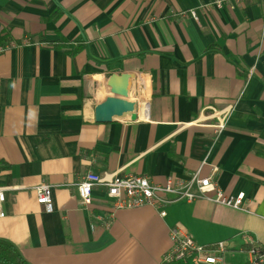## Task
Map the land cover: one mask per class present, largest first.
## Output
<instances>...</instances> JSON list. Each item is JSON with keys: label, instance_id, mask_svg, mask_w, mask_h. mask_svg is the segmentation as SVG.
Here are the masks:
<instances>
[{"label": "crops", "instance_id": "crops-1", "mask_svg": "<svg viewBox=\"0 0 264 264\" xmlns=\"http://www.w3.org/2000/svg\"><path fill=\"white\" fill-rule=\"evenodd\" d=\"M210 1L0 0V41L29 42L0 54V240L29 264H160L177 226L196 245L224 242L217 264H248L250 245L264 246V0ZM122 73L135 77L134 120L94 122L112 98L105 78ZM84 82L100 84L97 100ZM205 107L228 110L220 134L194 122ZM88 171L211 177L246 212L195 199L109 217L103 189L80 202Z\"/></svg>", "mask_w": 264, "mask_h": 264}, {"label": "built area", "instance_id": "built-area-1", "mask_svg": "<svg viewBox=\"0 0 264 264\" xmlns=\"http://www.w3.org/2000/svg\"><path fill=\"white\" fill-rule=\"evenodd\" d=\"M241 0H211L202 5L204 8H219L224 2H240ZM188 14L196 20L193 10ZM28 40L24 39L20 44L11 41H0V54L12 49L26 46ZM209 110V114L205 111ZM228 110H213L210 107L203 108L194 122H204L213 119L210 125L215 135L222 132L225 127ZM77 195L82 205L87 206L91 202L90 193L92 188L104 190L105 197L110 200V215L120 209H133L141 206H149L164 216L163 208L174 202H190L195 199H204L213 204L244 211L243 194L235 196L225 194L220 190L211 177H198L193 175L188 179L166 180L163 184H154L148 178L137 175H121L118 173L96 174L88 171L75 183ZM35 199L41 205L45 213L52 210L50 199V187L48 184H40L35 188ZM4 202V188L0 187V218L3 217L1 205ZM95 220H100L95 217ZM108 223V222H107ZM107 226V225H105ZM170 248L162 256L160 264L180 262L182 264H217L220 263L221 255L225 250L224 242L212 245H196L186 232L180 227L169 230ZM248 239V238H247ZM250 240V239H248ZM252 243V241H248ZM250 262L248 264H264V246L250 245L248 250Z\"/></svg>", "mask_w": 264, "mask_h": 264}, {"label": "water", "instance_id": "water-1", "mask_svg": "<svg viewBox=\"0 0 264 264\" xmlns=\"http://www.w3.org/2000/svg\"><path fill=\"white\" fill-rule=\"evenodd\" d=\"M99 79H101L99 77ZM135 84L133 74H110L105 78L104 87L112 96L107 104H95L92 109L93 120L96 123H110L117 120L133 121L135 118V103L128 101V93ZM100 84L83 83V97L97 100Z\"/></svg>", "mask_w": 264, "mask_h": 264}, {"label": "trees", "instance_id": "trees-1", "mask_svg": "<svg viewBox=\"0 0 264 264\" xmlns=\"http://www.w3.org/2000/svg\"><path fill=\"white\" fill-rule=\"evenodd\" d=\"M56 44L51 45L54 48H65L64 42L61 38ZM75 52V50L73 51ZM70 54L71 52H67ZM0 264H29L25 261L17 250L8 242L0 240ZM163 264H182L180 262H171Z\"/></svg>", "mask_w": 264, "mask_h": 264}]
</instances>
